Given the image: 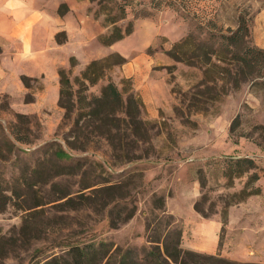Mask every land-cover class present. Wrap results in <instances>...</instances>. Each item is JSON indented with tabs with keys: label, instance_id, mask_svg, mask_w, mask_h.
I'll use <instances>...</instances> for the list:
<instances>
[{
	"label": "rangeland",
	"instance_id": "obj_1",
	"mask_svg": "<svg viewBox=\"0 0 264 264\" xmlns=\"http://www.w3.org/2000/svg\"><path fill=\"white\" fill-rule=\"evenodd\" d=\"M117 1L125 18L116 24L130 20L132 30L103 44L98 36L111 28L105 16L119 14L113 0H0V264H34L65 255L71 243L99 240L131 248L134 258L169 213L181 235L193 213L219 217L225 228L212 254L264 264V55L247 49L264 52V0ZM240 19L247 33L230 43L223 36ZM188 34L183 54L194 63L168 54ZM109 54L110 62L125 59L109 69L121 90L124 76L135 91L136 81L146 89L144 97L137 91L143 122L124 161L103 142L89 149L94 154L68 149L71 119L58 105V68L73 78L88 60ZM58 146L71 157L57 159ZM232 156L252 157L258 177L236 172ZM103 182L119 184L79 206L62 201L66 192ZM253 185L259 192L243 195ZM157 195L164 213L155 208ZM186 236L196 246L194 228ZM180 245L207 253L185 247L182 236Z\"/></svg>",
	"mask_w": 264,
	"mask_h": 264
},
{
	"label": "trees",
	"instance_id": "obj_2",
	"mask_svg": "<svg viewBox=\"0 0 264 264\" xmlns=\"http://www.w3.org/2000/svg\"><path fill=\"white\" fill-rule=\"evenodd\" d=\"M119 8V14H107L106 21L111 24V28L103 34H99L98 39L103 44H111L121 39L132 30L130 20L124 26L116 24L117 19L125 18V8L121 2L113 0ZM100 3V2H99ZM247 33V26L243 19H240L237 27L228 35H221L230 43H238L242 39V34ZM188 34L182 39L175 41L168 50V54L177 60L194 63L196 60L191 56H185L184 43L189 39ZM57 41H61L55 37ZM194 42V40H193ZM194 45H197L194 43ZM215 49V48H214ZM250 52L263 54V50L256 47H248ZM215 53V50H212ZM194 55H197L196 53ZM111 54L88 60L79 74L70 78L65 68H58V105L64 108V120L71 119L69 128L63 137L68 149H78L79 151L94 154L89 149L97 148L102 142L108 145L113 157L124 161L130 156L126 147L136 145V131L139 124H142L141 117L144 112V102L137 91L133 88L129 79L124 76L123 80L128 82L124 90H121L110 76L109 69L111 64L122 63L124 57L118 55L117 60L110 62ZM206 63L216 64L211 56L206 55ZM69 63L71 66L76 64L74 55H70ZM104 79V83L99 85L97 92L89 90V87L96 84L98 80ZM26 86L28 82L23 80ZM125 93V95H124ZM57 159L70 158L71 153L58 146L53 151ZM134 155V154H131ZM136 157V156H135ZM233 158V159H232ZM236 167V172L251 169L249 180L254 181L258 174L255 171L256 164L252 157L232 156L229 159ZM57 171L56 174H60ZM96 183L84 184L80 186L74 194L71 191L61 196L64 203L72 205L81 204V200H89L93 194L107 191L119 183L104 182L99 185ZM86 190H83L85 189ZM241 191L243 195L259 192V187L253 185L249 190ZM155 208L161 213L166 212L164 208V198L157 195L155 198ZM79 203V204H78ZM194 208H197L196 202ZM129 215V214H127ZM168 219L155 237H148V246H141L136 249L134 258L130 257L131 248H114L105 240L81 241L71 243L65 250V255L53 254L43 260L36 261L34 264H240L234 259L220 256L218 253H203L180 245L181 229L173 227L174 221L172 214H168ZM149 223L146 224V230ZM225 221L221 220L220 232L224 231ZM174 230V235L172 231Z\"/></svg>",
	"mask_w": 264,
	"mask_h": 264
},
{
	"label": "crops",
	"instance_id": "obj_3",
	"mask_svg": "<svg viewBox=\"0 0 264 264\" xmlns=\"http://www.w3.org/2000/svg\"><path fill=\"white\" fill-rule=\"evenodd\" d=\"M125 72L129 74L127 70H125ZM136 90L142 95V97L145 96V92H146L145 87L140 86L137 83V81H136ZM248 199L249 197L245 201H247ZM245 201L239 202L238 204L234 205V207H237V205L238 206L244 205ZM231 209L232 207L229 208L228 223L230 220L229 216H230ZM190 226L191 228H194V231L196 232V236H197L196 246H193L187 241L186 235L188 233ZM220 226H221V220L217 216L204 217V216H200L199 214L193 213L185 220H182V235H181L182 241H186L185 247L195 248V249L207 252V253H214L217 250ZM253 226L254 225H252V227ZM240 229H243V227ZM252 229H253V233L255 234L256 230L254 228ZM226 233L229 234L228 228H226ZM222 251L225 252L223 248H222ZM229 253H234V252L233 250H230ZM229 255L233 256L232 254H229Z\"/></svg>",
	"mask_w": 264,
	"mask_h": 264
}]
</instances>
